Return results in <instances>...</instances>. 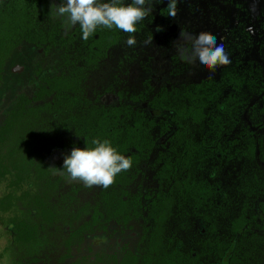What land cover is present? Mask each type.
<instances>
[{
	"label": "trees",
	"instance_id": "1",
	"mask_svg": "<svg viewBox=\"0 0 264 264\" xmlns=\"http://www.w3.org/2000/svg\"><path fill=\"white\" fill-rule=\"evenodd\" d=\"M55 6L57 0H0V80L9 56L23 41L37 46L50 41L47 51L53 47L58 34ZM68 28L67 38L82 35L81 29ZM95 33L102 37L98 29ZM93 34L89 39H95ZM94 53L104 55L99 50L89 55ZM82 70L73 67L64 85L56 76L47 77L49 88L42 83L32 97L20 93L5 113L0 126V220L7 239L0 245V264H264V80L252 94H193L206 97L199 101L193 96L186 108L192 123L178 130L176 136L181 137L171 147L160 149L154 185L145 193L142 183L132 185L122 172L103 188L86 187L61 174L64 169L57 171L73 147L92 146L80 135L123 134L120 111L97 116L106 110L84 107L99 102L97 98L91 99L79 86L77 92L70 91ZM245 108L256 130L242 117ZM67 134L76 138L68 140ZM110 143L120 153L136 155L131 146L139 150L138 142ZM147 198L163 201L160 216H175L167 233L147 229L138 240L139 250L128 251L120 262L102 253L94 260L73 258L86 235L105 230L109 219L124 208L140 213ZM144 207L151 214L154 206L148 202ZM199 218L204 232L196 227ZM41 249L42 259L37 255Z\"/></svg>",
	"mask_w": 264,
	"mask_h": 264
},
{
	"label": "flooded vegetation",
	"instance_id": "2",
	"mask_svg": "<svg viewBox=\"0 0 264 264\" xmlns=\"http://www.w3.org/2000/svg\"><path fill=\"white\" fill-rule=\"evenodd\" d=\"M64 2L66 0H57L58 6ZM127 2L129 0H125V3ZM167 3L168 0H161L155 4L152 14L137 24V32L134 34L137 44L134 47H129L125 43L129 34L115 27L97 28L102 37L94 33L95 39L84 40L81 34L69 39L67 38L69 28L61 17H55L58 34L49 51L46 47L50 41L41 46L30 43L42 49L43 61L40 63L39 73H36L39 75L37 84L28 96L34 95L39 84L43 83L49 88L47 77L56 76L58 84L64 85L65 77L70 78L73 75V67L82 66L83 77L78 78L77 85H72L70 91L77 92L79 86L91 99L97 98L99 102L84 105L91 109L106 110L98 112L97 116L109 117L110 110L120 111V127L123 134L115 136L84 134L80 135V139L87 142L93 140L138 142L139 150L133 146L129 147L136 155L121 152L132 161L131 168L122 173L128 176V179L131 178L132 185L137 184L136 182L142 183L146 187L145 193H149L147 188L154 185L153 175L161 164L156 160L160 149L171 147V144L181 137L176 136L178 130L192 123L186 108L191 105L193 96L199 101L206 97L193 94L199 91L210 96L230 93L252 94L260 90L264 80V0H178V14L175 18L167 16ZM157 26H161L163 31H156ZM75 28L80 31L79 24L75 25ZM182 30L194 35L202 31L215 35L217 43L223 44L231 63L217 67L213 73L200 66L198 61L192 64L183 61L177 51V45L185 43L179 35ZM149 35L153 36V41L150 45H145L143 42ZM96 50L103 52L104 55L96 56L94 53L91 57L89 54ZM80 54L83 57L78 56ZM260 91L264 93V88ZM20 93L22 92L19 91L16 97ZM258 99L259 96L255 97L248 106H253ZM208 107L215 108L210 103ZM248 109H244L242 117L251 130H256L258 126H254L247 118ZM92 111L94 110L85 112L86 116H90ZM198 120L199 123L206 121ZM131 127L136 129L137 135L132 134ZM185 131L184 128L183 132ZM185 135V139L190 138L189 134ZM65 138L72 140L76 137L67 134ZM151 141L154 143L149 147ZM148 148L151 150L146 152ZM261 164L264 165V162ZM148 202L154 206L151 214L147 213L148 210L144 207ZM161 203L162 200L147 198L142 203L140 213L137 212L136 215L130 208L115 213V217L109 219L105 230L84 237L81 249L73 258L88 256L90 260H94L96 254L102 253L103 256H115L120 262L128 251L139 250L138 240L146 236L147 229L155 231L162 229L167 233L168 229L173 228L169 222L175 216L157 214L161 210L159 207ZM174 204L172 201L170 206ZM108 208L109 215H112L109 204ZM116 217L119 219L116 220ZM196 221V227L204 232V220L199 218ZM123 232L128 233V238H134L131 246L126 242L113 252L84 247L88 237L101 238L100 241L106 242L107 239ZM83 251L87 252L83 254Z\"/></svg>",
	"mask_w": 264,
	"mask_h": 264
},
{
	"label": "clouds",
	"instance_id": "3",
	"mask_svg": "<svg viewBox=\"0 0 264 264\" xmlns=\"http://www.w3.org/2000/svg\"><path fill=\"white\" fill-rule=\"evenodd\" d=\"M161 0H66L55 6L53 18L64 19L66 27L79 24L82 38L88 40L97 28L113 27L128 33L126 45L134 47L137 44L135 33L137 24L146 19L154 11L155 4ZM167 16L175 18L178 14V0H168ZM156 31H163L157 26ZM184 44L177 45L180 58L192 64L198 61L199 65L215 72L217 67L228 65L231 60L223 44L217 43V38L210 32L191 34L184 30L180 32ZM153 36L149 35L143 42L150 45ZM132 166L130 158L124 156L112 146L108 140H93L92 146L73 147L70 155H66L63 166L70 181H80L86 187L102 186L108 188L114 183L115 177Z\"/></svg>",
	"mask_w": 264,
	"mask_h": 264
},
{
	"label": "rangeland",
	"instance_id": "4",
	"mask_svg": "<svg viewBox=\"0 0 264 264\" xmlns=\"http://www.w3.org/2000/svg\"><path fill=\"white\" fill-rule=\"evenodd\" d=\"M41 56L42 49L30 43H21L9 56L0 80V125L5 118L7 109L10 107L14 98H16L17 93L19 91L27 94L33 92L39 78V75L36 73H39L40 63L43 61ZM1 195L2 193L0 192ZM4 231L0 220V245L6 243L7 236H5ZM100 239L97 237H88L85 240L84 247H92L93 250L113 252L125 245L126 242L129 243V246L134 242V238H128L127 232L120 233L109 240L107 239L106 242L100 241ZM38 247L40 246H33L31 249ZM43 252L44 249L37 251V255H40L41 259ZM86 252L83 251L82 253L84 254Z\"/></svg>",
	"mask_w": 264,
	"mask_h": 264
},
{
	"label": "water",
	"instance_id": "5",
	"mask_svg": "<svg viewBox=\"0 0 264 264\" xmlns=\"http://www.w3.org/2000/svg\"><path fill=\"white\" fill-rule=\"evenodd\" d=\"M252 129H254V128L252 127Z\"/></svg>",
	"mask_w": 264,
	"mask_h": 264
}]
</instances>
